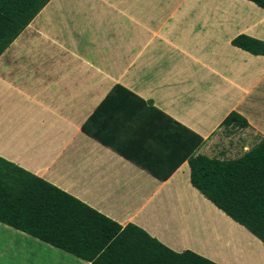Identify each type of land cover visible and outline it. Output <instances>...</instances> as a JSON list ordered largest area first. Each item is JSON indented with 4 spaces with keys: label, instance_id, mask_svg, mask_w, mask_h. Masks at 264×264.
<instances>
[{
    "label": "crops",
    "instance_id": "crops-1",
    "mask_svg": "<svg viewBox=\"0 0 264 264\" xmlns=\"http://www.w3.org/2000/svg\"><path fill=\"white\" fill-rule=\"evenodd\" d=\"M239 35L264 41L251 0H50L0 55V157L174 251L264 264L166 136L182 124L222 160L264 140V55ZM234 111L247 127L222 125ZM0 235V264H94L1 221Z\"/></svg>",
    "mask_w": 264,
    "mask_h": 264
},
{
    "label": "trees",
    "instance_id": "trees-1",
    "mask_svg": "<svg viewBox=\"0 0 264 264\" xmlns=\"http://www.w3.org/2000/svg\"><path fill=\"white\" fill-rule=\"evenodd\" d=\"M49 1L0 0V55ZM251 1L264 9V0ZM233 44L264 55V41L259 39L239 35ZM87 125L84 130L89 132ZM177 125L188 136L173 131L166 136L181 152L182 161H189L192 184L264 242V140L241 158L222 160L198 153L205 139ZM222 125L244 128L249 122L234 111ZM0 221L94 264H218L191 250L174 251L134 223L123 226L2 157Z\"/></svg>",
    "mask_w": 264,
    "mask_h": 264
},
{
    "label": "rangeland",
    "instance_id": "rangeland-1",
    "mask_svg": "<svg viewBox=\"0 0 264 264\" xmlns=\"http://www.w3.org/2000/svg\"><path fill=\"white\" fill-rule=\"evenodd\" d=\"M2 241H3V236L0 235V242H1V243H0V248H2V246H3V242H2ZM59 257H60V258H58L57 260H61V259L64 260V261L67 260V259L64 258V256H59ZM2 259H4V258H1V256H0V261H1ZM57 260H56V261H57Z\"/></svg>",
    "mask_w": 264,
    "mask_h": 264
}]
</instances>
